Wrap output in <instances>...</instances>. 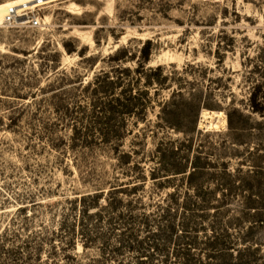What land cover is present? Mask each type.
<instances>
[{
    "label": "rangeland",
    "instance_id": "rangeland-1",
    "mask_svg": "<svg viewBox=\"0 0 264 264\" xmlns=\"http://www.w3.org/2000/svg\"><path fill=\"white\" fill-rule=\"evenodd\" d=\"M35 1L0 0L43 21L0 27V264L262 263L264 0Z\"/></svg>",
    "mask_w": 264,
    "mask_h": 264
},
{
    "label": "built area",
    "instance_id": "built-area-1",
    "mask_svg": "<svg viewBox=\"0 0 264 264\" xmlns=\"http://www.w3.org/2000/svg\"><path fill=\"white\" fill-rule=\"evenodd\" d=\"M41 6L30 7L22 5L20 7L7 8L0 27L5 30H31L39 28L43 24V21L36 9Z\"/></svg>",
    "mask_w": 264,
    "mask_h": 264
},
{
    "label": "trees",
    "instance_id": "trees-1",
    "mask_svg": "<svg viewBox=\"0 0 264 264\" xmlns=\"http://www.w3.org/2000/svg\"><path fill=\"white\" fill-rule=\"evenodd\" d=\"M107 78V77H106ZM257 99L254 95L250 97V102L252 104V111L256 113H261V107H259V103H256ZM85 199H89V196L83 197L82 201ZM83 210V209H82ZM88 212V211H85ZM259 251L258 246L253 247L251 245L245 246L242 250H238L233 257L234 264H257V260L255 259L256 253ZM262 263L264 264V255L261 257Z\"/></svg>",
    "mask_w": 264,
    "mask_h": 264
},
{
    "label": "bare ground",
    "instance_id": "bare-ground-1",
    "mask_svg": "<svg viewBox=\"0 0 264 264\" xmlns=\"http://www.w3.org/2000/svg\"><path fill=\"white\" fill-rule=\"evenodd\" d=\"M40 2L41 3V0H36L35 2ZM31 3H33V2H31ZM27 4H29V3H27ZM22 5H26L25 3H22V4H15V5H11V6H9V7H20V6H22ZM8 6L7 7H5V9H4V11H3V14H2V16H1V20H0V24H1V21H2V18H3V16H4V13H5V11H6V9L7 8H9ZM226 125V124H225Z\"/></svg>",
    "mask_w": 264,
    "mask_h": 264
}]
</instances>
